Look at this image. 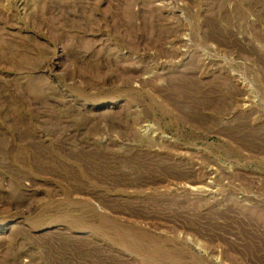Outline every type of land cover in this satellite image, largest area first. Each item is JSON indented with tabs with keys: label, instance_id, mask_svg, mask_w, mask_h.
Instances as JSON below:
<instances>
[{
	"label": "rangeland",
	"instance_id": "1",
	"mask_svg": "<svg viewBox=\"0 0 264 264\" xmlns=\"http://www.w3.org/2000/svg\"><path fill=\"white\" fill-rule=\"evenodd\" d=\"M0 264H264V0H0Z\"/></svg>",
	"mask_w": 264,
	"mask_h": 264
}]
</instances>
